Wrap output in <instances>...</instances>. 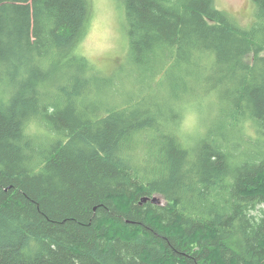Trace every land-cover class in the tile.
<instances>
[{"label":"trees","instance_id":"1","mask_svg":"<svg viewBox=\"0 0 264 264\" xmlns=\"http://www.w3.org/2000/svg\"><path fill=\"white\" fill-rule=\"evenodd\" d=\"M252 1L242 30L214 0H120L106 74L91 0H0V264H264Z\"/></svg>","mask_w":264,"mask_h":264},{"label":"rangeland","instance_id":"2","mask_svg":"<svg viewBox=\"0 0 264 264\" xmlns=\"http://www.w3.org/2000/svg\"><path fill=\"white\" fill-rule=\"evenodd\" d=\"M91 4L94 15L82 51L99 69L111 74L120 64L127 66V33L120 0H91ZM214 5L242 30L253 23L256 7L252 0H214ZM193 116L199 126L201 122Z\"/></svg>","mask_w":264,"mask_h":264},{"label":"water","instance_id":"3","mask_svg":"<svg viewBox=\"0 0 264 264\" xmlns=\"http://www.w3.org/2000/svg\"><path fill=\"white\" fill-rule=\"evenodd\" d=\"M144 202L147 201L148 199H143ZM154 204H159L161 203V199L159 197H155L153 200H151Z\"/></svg>","mask_w":264,"mask_h":264}]
</instances>
